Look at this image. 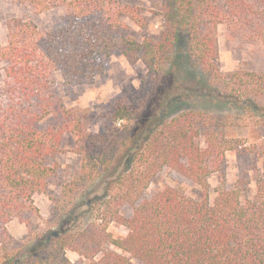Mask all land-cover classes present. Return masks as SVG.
Listing matches in <instances>:
<instances>
[{"label": "trees", "instance_id": "1", "mask_svg": "<svg viewBox=\"0 0 264 264\" xmlns=\"http://www.w3.org/2000/svg\"><path fill=\"white\" fill-rule=\"evenodd\" d=\"M16 1L38 12L64 6L67 14L52 31L11 18L7 44L0 42V62L6 63L0 87V264H74L69 250L89 264H264V175L255 179L250 196L240 183L228 187L226 153L239 144L218 134L223 120L205 105L166 121L140 118L142 108L119 96L103 114V130L92 133L58 91L59 78L68 85L93 84L107 74L106 59L121 54L131 65H145L154 86L151 107L169 113L177 99L188 97L264 115V73H224L218 65L219 25L264 48V0H166L160 38L142 42L126 19L144 29L147 18L124 0ZM189 76L202 89L185 87ZM66 135L78 146L79 177L62 186L63 215L36 230L33 197L48 194L58 169L47 161ZM164 169L200 186L202 195L167 186L146 197ZM110 170L115 175L105 180L104 193L82 205L91 185ZM214 173L222 174V183L212 199ZM15 218L28 228L24 241L7 229ZM112 223L127 235L114 237Z\"/></svg>", "mask_w": 264, "mask_h": 264}, {"label": "rangeland", "instance_id": "2", "mask_svg": "<svg viewBox=\"0 0 264 264\" xmlns=\"http://www.w3.org/2000/svg\"><path fill=\"white\" fill-rule=\"evenodd\" d=\"M165 1L124 0L125 4L140 9L147 18V27L144 29L138 27L131 19H126L135 39L142 42L147 37L156 40L160 38L163 30V19L160 14ZM66 14L67 9L64 6L38 12L32 6L16 0H0V42L2 45L7 44V21L11 18L31 22L41 31H52L61 25ZM218 46V65L222 72L244 70L264 73V48L261 45L247 43L233 36L224 24L218 26ZM105 62L107 74L96 79L91 85L63 84L59 78L58 91L65 106L68 109L79 110V114L90 132L100 133L103 130L105 126L103 114L109 103L119 96L124 97L134 108L138 110L142 108L140 118L143 116L150 120L166 121L191 107L205 105L207 111L225 122V125L218 130V134L224 135L228 139H235L239 144L235 150L226 153L224 174L228 187L240 183L247 195L250 196L255 192V179L259 175H264V115L262 113H252L250 108L246 106L232 108L224 105V102H220V100L213 104L205 102V99L188 97L177 99L179 102L175 103L170 112L167 113L158 106L151 107L150 97L153 95L154 86L148 78L147 69L142 62L131 65L121 54L113 55ZM5 67L6 63L0 62V87L4 85ZM185 87L202 89V85H199L192 76L186 79ZM184 94L186 91L181 92V95ZM200 144L206 148L204 135H201ZM77 148L74 138L66 135L60 151L48 159L47 163L56 166L58 171L50 180L48 194H35L33 197L35 206L39 210V217L35 215L31 217L36 230L47 229L50 226L48 223L50 220L53 221L55 216L63 215L67 210L60 197L61 189L64 183L79 177L81 158L76 153ZM112 171L114 170H110L104 175L102 179L104 181L100 180L91 185L88 194L80 199L82 205L91 203L104 193L105 180L114 178L115 173ZM209 181L211 198L213 199L216 190L221 187L222 174L214 173ZM167 186L181 188L194 198H199L203 192L200 186L177 172L164 169L155 178L146 197H150ZM123 212L129 216L131 209L125 208ZM18 225L24 230V235L21 238L14 237L9 231L10 228ZM7 229L17 241H24L28 237L27 226L17 218L7 224ZM108 230L114 237L122 238L127 235V229L116 223H112ZM66 254L74 264H89L87 259L74 251L69 250Z\"/></svg>", "mask_w": 264, "mask_h": 264}, {"label": "crops", "instance_id": "3", "mask_svg": "<svg viewBox=\"0 0 264 264\" xmlns=\"http://www.w3.org/2000/svg\"><path fill=\"white\" fill-rule=\"evenodd\" d=\"M12 229H13V231H12ZM10 228V232L12 233V235L14 236V237H16V238H21V237H23V235H24V230H23V228L21 227V226H16V227H13V228Z\"/></svg>", "mask_w": 264, "mask_h": 264}]
</instances>
